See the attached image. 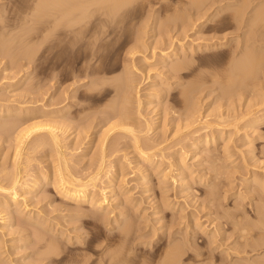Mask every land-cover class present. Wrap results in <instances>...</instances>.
Returning a JSON list of instances; mask_svg holds the SVG:
<instances>
[{
	"label": "rangeland",
	"instance_id": "1",
	"mask_svg": "<svg viewBox=\"0 0 264 264\" xmlns=\"http://www.w3.org/2000/svg\"><path fill=\"white\" fill-rule=\"evenodd\" d=\"M152 1L153 0H150V1L147 0L146 2H145V0H139L138 2L135 1L134 4L130 5L127 8V10L125 9L126 12H123L124 21L120 24L122 27H124L123 28L124 33L122 31V34L116 35L117 37L114 36V37L110 38V40L107 39V42L104 41L103 45L106 43L105 47H104L105 50L102 48V51H100V53L103 52L105 57H103L104 55L102 54L103 55L102 59H100L99 62H97L98 59L97 60L95 59L91 62L92 65L95 63H96L95 65H97V67L95 65L93 66V69L95 70V72H96L97 68H98L97 71L100 72V75H98V76L95 75V77H94V76H87L86 68H87L88 63H89V60H88L90 57L89 52L91 51V48H92V50L97 49V44H94L92 41H89V42L87 41L84 43L87 45L89 43L88 46L85 44H82L83 46L81 44L76 45V48H78V51H79V52L77 51V54L71 53V51L66 46L67 43L65 41H63L64 45L62 44V47L57 49L56 44H55V39L52 38L54 36H51V35H53V33L50 36L47 34L48 36H45V38L43 35V33L46 30L47 31L45 33H48V32L50 33V30L48 28V24L50 23L51 25L49 24V27L50 26L52 27L53 19L49 20V18L47 19V17L44 18L46 20V22L48 21L49 23H46L43 18H42V21H40V22H39V20H37V18L35 20L33 19L32 22L24 21L25 19L29 18L30 12H31V14H33L32 8L35 5L34 2H32V1L30 2V0H0V33H1L0 39H1V37L4 38L6 36H9L8 38H13V39H11L13 42L8 38H7L8 40H5L6 38L1 39L0 40V46L3 48L4 45L6 46L9 43L12 46L11 49H13L17 46V48H15V51H16V49L18 50L19 45L16 42L15 43L17 45H15L14 39H15V41H18V40L21 41V43L18 41L20 43V46L26 45L27 41H28L31 43V45L29 43L28 46H30L34 49L32 51V53H34V54H32V55H35V57H34L35 59H31L32 61L34 60L32 62L30 60H27L28 57L25 56V54H26L25 52H24L25 54L23 52H21V54L23 53L22 56H17L20 54V52H19V54L15 55L16 52L12 51L14 53V55H13L12 52H9V51H11V49L9 50L10 45L9 46L7 45L8 47H6V49L8 48V52L10 53V55H9L8 52L5 50L4 51L7 52V54L6 53L4 54L2 52L5 47L3 49H1V47H0V49H1V51H0V56H1L0 57V113H2L1 114L2 116H0V122L2 124H5L6 122H8V123L10 122V124H11V125L9 124L10 130L6 129V131H5V130H3L4 128L0 129L3 132L9 131L8 135H6V134L4 135L5 132L3 133L2 131H0V171L7 168L11 172V170L13 169V159H11L9 154L11 153L14 146L16 145V142H15L16 136L18 135V133L21 132V130H24V129L26 130V131L24 130L25 132L28 131L26 133V138L24 140L26 149L23 151L24 153L22 154V158H24V160L21 158V164L22 165L19 166V169L21 170V168H22V170H23L24 167L27 168L26 171L28 173L27 172L26 173L24 172V173L27 175H30V176L37 175L43 171H46V169H52L53 166L55 165L54 163H52V162H54L53 156L55 157V155L53 153L54 150H52L51 148H49L50 146H48L45 148L46 149V151H45V149L42 148L43 147L42 145H40V144L33 145V144H35L33 142L35 141L36 137L37 138L41 137L40 135L46 136L47 131L44 129L48 128V125L50 123L54 124V123H56V121H58L57 123L60 122L61 126H62V124H66V123L69 124L68 128L64 127L63 131H60L61 133L64 134V135L61 134L62 138L64 139V146L66 147V149L64 147L63 150L65 151L64 154L66 153L65 154L66 158L67 159L69 158V163L71 165V166L70 165L69 166L70 167L74 166V167H76V169L77 168L79 169L81 167L79 169V171L81 170L80 175H84V173H82V172L86 171L88 173L89 171L92 170L90 165L94 162L93 161L94 159L98 160V158L95 157V153H97V151H98V149L96 147L99 143V140L98 141H88L89 138H86V134L87 133H90V134L95 133L96 136H98V134H99L98 137H100V136L102 137L103 131L105 130V128L108 127V125L107 126L98 125V122L100 120V116L102 115L100 112H102V110H104V109L107 110V108H109L110 106H112L114 104L113 101H114L116 93H115V86H113L114 85L113 82H111L110 84L109 83L103 84V83L108 81V79L116 78V76L117 77L122 76L120 78H123L124 76H126V75H124L125 73L123 70L124 65L127 64L126 62H124V59H123L124 54H126L128 49H131L135 45L134 39L132 37V33L128 31L129 27L131 25V27H134V28L136 27L137 29L144 31L145 34L143 33L144 34L143 36H144V42L146 41V43H145L146 48H142L141 51L139 50L140 52H138V53L140 55L137 54V52H136V55H134V59L136 57L137 58L134 61V65H132V66L130 65L131 67L129 66L127 68L128 73L131 71L129 74L131 75V77L134 81L128 82L129 86L131 84L132 85L128 89V91L131 92V94L128 92L130 95L127 98L126 102L124 103V102L120 101L122 103L121 105L124 104V106H122V107H124V109L126 108V110L129 112V114L127 115V117H129V118H125V120L126 119L127 120L123 121V123H125L123 125V127H126L125 125L128 124V127H130V128H133L135 130H136V128L139 130L144 129L146 132L147 126H145L144 124L147 125V123H149V122L150 123L156 122V124L154 126L155 128L153 129L152 133L149 134V138L151 137L150 139H153V140L158 139L159 142L161 140L162 141L165 140L163 142L164 143L163 147L167 148L168 150L165 149L166 151H164L166 160L163 159L162 165H164V166H162V168L160 167L161 168L160 170L166 169L168 167L167 166L168 164L166 165V163L176 159L178 157L179 150H181V148L184 147L185 151H187L189 149L186 145L187 143L189 144V140H188L189 138L186 140V137H185L186 134H184V131H182L181 129H178V130H180V132H177V126L179 125L178 122L180 123V121L178 119H180V117H182L183 114L187 113V108L185 106L186 105L188 106V104L185 105L184 102L182 101L183 100L182 93L184 91V94L189 95L190 103H192L191 101H192V99H194L192 104L196 105V106L198 105L197 107L199 108L198 112H200V113H198V115L195 116V120H194V121H198L197 122L198 124L196 122L193 123L194 125L192 124L193 129L195 128V129L199 130V132L201 131L200 133L197 132L198 135L197 134L196 135L200 136V137L201 136L204 137L207 133H210L209 135L207 134L210 137V138L208 137L209 142L212 143L213 140L216 141L218 138H219V141L217 140V143L214 146H212V144L210 143L211 145L208 144L210 146H208V145H207V147L202 146L199 150H197V152H189L187 154V160L189 161L190 165L192 164L191 165L192 167L191 166H189V167L192 170L188 169L187 172L185 171L184 173H182L183 171L180 172L176 168H173V170H172L173 174L171 173V175L173 177L176 175L177 178H179L180 177L179 172L184 174L183 176L186 175L185 180L182 181V184L179 186V185H174V182L172 181V178L170 179V177L166 181V183H163L164 185L161 184V182H160L161 181V179H160L161 175H159L158 172L155 173V170H153V167L158 163L157 160L154 163V165L153 164H147L146 162L142 163V164H144L146 169H149L146 171V173L144 175L137 171L138 166L135 165V162L136 163L138 162V159H137L138 154L136 152L138 150L134 147L135 143L131 142V141H133V139L130 138V137H132L131 136L132 134L123 130L124 128L121 129V126H120L119 128H117L118 130L117 129L115 130L116 131L115 133H113L114 132L113 131L111 133L112 135L107 137L106 141L108 142L109 145L107 144L106 150L108 151L109 146L112 144V147L114 149H116V153L114 156L112 155L113 157L111 155L106 156L108 158L105 159L104 166H106L105 167L106 170H104V171H109V174H107L108 177L106 178V184L107 185H114L113 194L115 196L116 195L119 196L118 194L121 193L120 194V200L122 198L125 200H126V198H129L126 201L125 200L121 201V203H122L121 205H118L119 203L115 202L113 205L115 207L111 206L109 208L110 209L109 211L111 212V216H109L110 221H112L113 223L115 222L114 220L117 219L116 214L119 212L117 210V208L119 209L118 206H120V208H123V211H128V213H129V214L127 213L128 215L125 214V215H122L120 217L123 219V222H122L123 225L121 224V227L122 226L125 227L127 223H132L134 221V225L137 226V229H138V231H136V233L133 234L134 236L137 234V236L135 238L133 236V238L135 239V242L132 241L133 244L132 243L130 244V248L129 247L124 248L123 250H122V248L121 249L119 248L121 250L119 252H122V254H123L125 252V249H129L128 251L132 252V254L130 255V257L128 259V261L131 259L130 262H128V264H138L140 261L142 262L144 260H145V262L148 261L149 262L148 264H158L159 262H163L164 255L166 254V251L168 250L167 248L172 247V245L175 246V244H176V245H184L185 246L184 248H186L188 246L187 252L185 250V255L182 257L183 263H181V264H213V263L214 264H224L220 260L218 261L216 259V257L213 258L216 255H219V256L222 255L221 257H224L227 260V262H228L227 264H233L234 262H236L237 264H241L243 262V264H245L246 262H244V260H241L242 261L241 262L240 259L238 258V256H240V258L241 257L245 258V260L250 259L251 262H247L246 264H249V263L250 264H261L260 259L264 260V252H263L264 250L263 251L262 250L250 251V248H247V250H246L247 253H246V251H243L242 250L243 248L241 245L242 239H241V237H240V239H238L239 236H241V234H240L241 230L237 229L236 226L234 228V224L236 222L240 223V221H241V224H239V226L236 224L238 228L239 227L241 228L242 225L244 227H246L247 229L250 228L251 226H253L255 232L259 231L258 230L259 227L256 228L254 226L258 225V226L263 228L264 221L259 219L260 217L258 218V220H256L257 219L256 217H258L256 215H258L257 213H259L261 210L264 211V207H263L264 206V193L261 192L262 189H259L257 187V184L255 182V178H257L259 176V177L264 179V170H263L264 169V120L258 122V124L255 126L256 135H259V137L262 136L261 137L262 139L260 138L259 139L260 141L258 140L257 142H255V147H254L255 149L252 153H249L248 149L243 148V146H242V148H243L242 149L240 146V145H242L243 140H245L248 135H249L248 137H250V138L253 136V134L250 132L248 133L247 131H245L247 134L243 132L244 131L243 127H244V125L247 124L246 118L241 119L240 123L237 124L236 130L234 129V127L236 128V126L232 125L233 122L228 123V124H222V125L220 124L219 125V122L216 121L217 122V124H216L215 120H217L216 118L219 115L218 114L219 112L220 113L225 112V114H228L229 109L227 111V108L229 106H227V105H228V103L231 104L232 102L233 103L235 102L236 104L238 103L237 104L238 106L240 105L239 108H236V110H239V111H241L244 108L246 111H249V109L252 107V109H250V110H251V112L255 113L259 109H264V107H263L264 103H261L262 99L264 102V77H263V79H262V77L260 78V79H262L261 80L262 83L259 79L254 80L252 82V87H251V81L248 84L249 81H246L247 83L246 82L243 83L241 80H238L239 78L237 77V75H238L237 71L239 69L237 68V70H236V68H235L237 65V62H240L239 61V59L241 57L240 55L245 53V51L249 52V54H251V53L257 54L258 52H260L257 55H260L263 59V62H264V53H263L264 52L263 51L264 50V28L259 26L256 29L253 28V29H255V30H253L249 24L250 20L245 19L246 21L244 20V23L238 27L235 24H233V26H229V28L225 29L224 31L223 30L222 31H216V30H213V27H212L213 24H215L214 22H216V21H213L212 23H209V24H207V21H205L206 17L209 14H211V12H213L214 8H216V7L212 8L211 11H206L207 13L205 16H203L204 17L203 18L200 15L203 12H201L200 14H197L194 9L188 8V6H186L187 5L186 3L188 0L187 1L186 0H166L165 2H160V1L156 2L155 0L153 2ZM182 2H185V5ZM234 2L240 3V1H236V0H234ZM251 2H252V0H250V3ZM262 2L264 3L263 0H253V3H251L252 6H249V8L247 9L248 10L247 11V13H248L247 17L248 18L253 16V12L257 10V7H258L257 4L258 3H260L258 5L261 6L260 8L258 7V9H261L264 7L263 6L264 4H262ZM183 5L187 8H185ZM93 7H95V10L99 9V7L98 8L96 6H93ZM183 7H184V9H187V10H185V12L182 11ZM176 8H178L179 10L182 8V10H180V11L183 13L184 17L182 16V13H181V15L177 14L178 16L175 14L177 12L180 13V11L175 12ZM254 8L256 10H254ZM30 9H31V11H29ZM178 9H176V10H178ZM250 11H251V13H250ZM98 12H95L94 16L95 15L96 16L94 17V19L100 17ZM185 13H186V15H188V18H187L188 20H185L187 17L185 15ZM26 14H27V16H26ZM28 14H29V16H28ZM170 15H172V16L175 15L176 17L174 16V18H173ZM190 15H191V17H190ZM49 17L51 19V16H49ZM125 17H126V19H125ZM170 17H172L171 18L172 22H175V20L178 21V20H183V19L185 20L184 22H186V21H188V22H186V23L183 22L182 23L183 25L181 23L166 24L168 22V18L170 19ZM177 17L179 19H177ZM34 21H36V22H34ZM196 21H197V23H196ZM23 22H25L27 24H25ZM33 22H34V24H33ZM203 22H204V25L202 24ZM197 24L200 26H198ZM164 25L165 26L167 25L168 30H169L168 36L166 35V37H165V35L163 36V32H161V27H164ZM194 26H195V28H194ZM25 27L27 29L29 28L28 31L33 33L32 35H31V33H29L30 34L29 36H32V37L26 36V35H28V34H26V33H28V32H26L27 29L22 30V31H25V30L26 31L22 32V34H21V28H25ZM44 27H47V29ZM51 27H50V29H51ZM13 28H14V30H13ZM144 28H145V30H144ZM171 29H173V30L170 31ZM185 29L187 31H185ZM18 30L20 32H18ZM183 30H184V32H183ZM41 31L43 33H41ZM250 31H252L253 33L251 32L252 33L251 34ZM13 33H15V34H13ZM24 33L26 34L25 36L23 35ZM42 35H43V38H42ZM225 35H226V37H225ZM22 36H24L25 38ZM17 37H19V39ZM183 37H185L186 39L181 41L182 43L178 42L177 44L180 43L179 46L180 45L183 46V44L185 43V44H189L190 46L192 45L193 47L195 45L194 48L198 47L199 49L196 51V53L192 54L190 51H192V49H194V48L191 47V49H190V46L187 45V46H189L187 51H185V52H187V57H186L187 60L184 57H179V59L177 60L178 62L175 61V63H179L182 61H184V62L190 61L192 68L188 71H185L181 75L182 76L181 78L180 77H174L171 80L172 83H174L173 87L171 86L172 92L170 94H168V96H165L161 100V104L158 105V101H156V99L158 98L157 94L153 91L154 85L156 83H158L159 80H164V79H167L168 77H170V73L167 72V69L171 68L173 64H170L171 65L170 67L165 68V66H166L165 61H167L166 55H167V53H169L172 50V48L174 46L173 42H175V43L177 42V40L175 41L173 39L183 38ZM222 37H225L230 42H228L222 50L219 49L218 51H214L215 49L212 48V45H214L215 42L218 41V39L222 38ZM21 38H22V40H21ZM23 38H24L25 43L23 41ZM225 38H224V41H225ZM245 38H246V40H245ZM116 39H117V41H116ZM168 39H170V40H168ZM3 40H4V44L2 43V45H1V41L3 42ZM5 41H7L6 44H5ZM8 41H11L13 43V45L11 42H8ZM108 41H109V43H108ZM110 41L113 43H111ZM164 41L166 42L167 45L164 44ZM211 41H213V42H211ZM90 42H92V43H90ZM169 42H170V44H169ZM22 43H24V44H22ZM159 43L161 46H162V44H164L165 49L167 47L166 52H165V50H162L164 48H161L162 51L159 50L160 48H157L159 51L153 50L154 46L156 44L159 45ZM91 44H92V46H91ZM33 45L35 48L33 47ZM28 46H27V48H28ZM168 46L171 47L170 50H168L169 49ZM22 47L23 46H21V48ZM24 47H23V49H24ZM93 47H95V48H93ZM147 47H148V50H146ZM246 47H247V50H246ZM189 49H190V51H189ZM255 49H256V51H255ZM152 50L155 53L157 52V56L155 55L156 58L152 55ZM18 51H20V47H19ZM18 51H17V53H18ZM35 51H38L37 55H36ZM11 53H12V56H11ZM165 53H166V55H165ZM7 55H9V57H7ZM24 56H25V59H24ZM12 57H14V58L12 59ZM15 57L16 58L19 57V58L15 59ZM26 57H27V59H26ZM59 60H60V73L56 72V66H57V63ZM13 62H15V63H13ZM245 64H247L246 59L242 60L241 63H239V67L240 66L243 67V65H245ZM259 69H260V73H258V75L261 76V74L264 73V71H263L264 65L261 66ZM239 71H241V70H239ZM57 73L61 74V76H58ZM19 74L21 76H19ZM24 74H26L27 76ZM73 74H74V76H73ZM102 75L103 76L106 75L105 77L107 79L105 77H103ZM231 75H232L234 80L231 79L232 78ZM73 77H75V78H73ZM101 77H103V78L101 79ZM227 77H228V79H227ZM8 78H10V79H8ZM98 80H100V82H98ZM240 82H241V84H240ZM92 83H95V84H93L94 86L98 85V86H96L98 89H96V87H94L92 85ZM97 83H99V84H97ZM194 83L197 84L199 88H201V90L199 89L198 92H196V93L194 92L195 94L190 93V89H189V87L194 85ZM231 83H233V84H231ZM256 83H258L259 86ZM243 84L244 85L246 84L247 87L249 88V90H247L248 88L246 87L247 88L246 89L247 91H246ZM255 84H256V87L254 86ZM92 86H93V88H95L96 92H95V90H92L93 89ZM132 86L135 89L134 91L131 88ZM253 86H254V89H253ZM239 88L240 89L242 88V90H239ZM255 88H256V90H255ZM89 89H91L92 91H90ZM236 89H238L236 91L237 93H238V91H240V94H238V95H241V96H242V94H244L246 92L243 95V97L249 96L247 98V100H246V98H245V100H246V103L249 102L250 104H248V103L246 104L244 102V99H242L241 96H237L235 94L234 90H236ZM252 90H254V91H252ZM241 91H242V94H241ZM243 91H245V92H243ZM113 92H114V94H113ZM200 92H201V95H200ZM232 92H234V93H232ZM231 93H232V95H231ZM256 93H258V94H256ZM39 94H40V96H38ZM72 94L75 95L74 99L72 98L73 101L71 98H70L71 99L70 101L67 98H65V96L68 98L72 97L73 96ZM91 94L92 95L94 94V96H92ZM233 94L236 97H233ZM240 97H241V99H240ZM259 97L260 98L262 97V99H260ZM11 98H12V100H11ZM87 98H89V99L87 100ZM90 98H91V100H90ZM64 99H66V100H64ZM195 99H197V100H195ZM230 99L233 101H231ZM254 99H256L257 101L259 100V102L256 101L257 102L256 103L254 101ZM86 101H87L88 105L86 104ZM139 101H142V104H143V106L141 107V110L143 109L141 111L143 113V119L140 118L139 114H138V102ZM120 102L117 105H119ZM233 103H232V106L229 107L230 110H231V108L236 106V104H234V106H233ZM243 103H245V106L250 105L249 106L250 108L248 109V107H244ZM67 104L72 105V107L70 106L71 107L70 112L68 114H66L64 119L59 118L58 113L60 112V110H62V111L65 110V108H67L66 107ZM83 105L85 106V108ZM90 105L95 110L91 109V107H89ZM226 106H227V108H226ZM256 106L257 107L261 106V107H259V109H258ZM87 107H89V109L85 110ZM1 108H2V111H1ZM100 108H102V109H100ZM98 109H99V111H98ZM224 109H226V110H224ZM233 109H232V111H233ZM236 110H234V112ZM104 111H103V113H104ZM208 111H209V113H208ZM239 111H237L236 113H238ZM243 112H245V111L243 110ZM23 113H25V115ZM212 113H213V115H212ZM87 114L89 115L88 117H87ZM229 114H232V112H230ZM78 115L79 116L82 115L81 117H84V119L78 121L77 120ZM83 115H86V119H85V116H83ZM90 115H91V117H90ZM233 116H237V115L234 114ZM196 117H197V120H196ZM87 118H89V119H87ZM98 118H99V120H97ZM208 118H210V119H208ZM240 118L241 117H239V119ZM69 119H71V120H69ZM162 120H163V123H162ZM202 122H203V125L201 124ZM241 122L244 124H242ZM35 124L36 125L40 124V127H37L39 125H37L36 127H33V125H35ZM205 124H208V125L206 126ZM96 125H97V127H96ZM10 126H12V128H14V129H12ZM29 126L31 128H28ZM57 126L60 127V125H57ZM181 126H182V124H181ZM201 126H206V128L209 126L210 127H209L208 131L206 130V132H204L205 130L203 131L201 129L203 127H201ZM212 126H214V128ZM26 127L28 129H26ZM41 127H43V129ZM72 127H74V128H72ZM134 127H136V128H134ZM33 128L34 129L40 128V129H38L40 132L37 130L35 133ZM165 128H167L168 130ZM31 129H33V130H31ZM43 130L46 132H44ZM124 131L126 132V134ZM257 131L260 133L258 134ZM42 132L44 134H42ZM160 132H162L163 134ZM238 132H240V133H238ZM127 133L129 136H127ZM177 133L178 134L181 133V134L177 135ZM219 133L220 134L222 133L224 135V137L222 138L223 135L221 134V136H220ZM159 134H161V135H159ZM260 134H262V135L260 136ZM171 135H174V136H171ZM189 135H192V134H189ZM237 135L239 136V138ZM214 136L218 137V138H215ZM228 136H229V138L232 137L231 138L232 142L233 143L235 142V144H237L239 146V148L236 149L237 151H239L241 149L242 151L247 153L246 157H245L246 160L244 159L242 161L241 157H239L238 154H237V156L235 155V158H237L238 160H236L234 163L227 162L226 159L223 158V156L220 154L221 146L223 145L224 138L226 139V137H227V139H228ZM168 137H171V138H168ZM220 137H221V140L223 139V142H221ZM129 138L131 139V141ZM212 138H213V140L211 141L210 139H212ZM123 139H125V140H123ZM183 139H185L184 142H183ZM11 140L12 141L14 140V141L12 142ZM179 143L181 146L179 145ZM26 144H27V146H26ZM113 144H114V146H113ZM133 144H134V146H133ZM39 145L42 147H39ZM35 146H36V148H35ZM170 146H172V147H170ZM33 148H35V150L36 149L37 150L32 151ZM121 149H123L124 152ZM135 149H136V151H135ZM92 151H93V153H92ZM131 152H133V153H131ZM134 152L136 153V155ZM218 152H219V154H218ZM52 153H53V155H52ZM194 157H196L198 159L195 158V160H194L193 159ZM28 158H30L32 160V162L27 164L26 160ZM83 158H84V160H82ZM49 159H51V160H49ZM55 159H57V158H55ZM191 159H193V160H191ZM40 162H42V163H40ZM222 162H224V163H222ZM255 162H256V164H255ZM25 163H26V165H25ZM159 163H161V160ZM198 164H200L201 166H198ZM253 164H254V166H253ZM33 165H35V166L33 167ZM51 165H53V166H51ZM148 165H149V167H148ZM8 166H9V168H8ZM29 166H30V168H29ZM112 166L117 167V170L115 172L112 171L114 169ZM118 167H120L119 170H118ZM218 167L221 170V172H219L220 174H218V171H216V168H218ZM256 167H257V169H255ZM227 168H228V170H227ZM123 169H124V171H123ZM150 169H151V171H150ZM203 169H206V170H204L206 172H203ZM160 170H158L159 173H160ZM193 171H194V173H193ZM29 172H32V173H29ZM195 172H196V174H195ZM199 172L202 174L208 173L206 175L207 176V182L201 184L199 182V181H201L200 179H197L195 182H191V181L189 182L190 179H188L187 176L188 175H190L191 177L193 175L197 176V175H200ZM187 173H188V175H187ZM253 173H254V175H252ZM1 175L2 174H0V176ZM146 176H148V177H146ZM190 176H189V178H191ZM149 177H151V178H149ZM186 177H187V179H186ZM148 178L151 179V183H152L151 185H152L153 190L151 192L148 191L149 188H147V184L145 181ZM157 179H159V180H157ZM116 180H118V182ZM114 182H116V184ZM144 184H146V185L144 186ZM213 185H215L214 188H213ZM132 188H133V190H132ZM209 190H212V192L215 190L213 192L215 195L214 196L210 195L211 196L210 197L207 194V192L209 193ZM164 193H165V195H163ZM6 194L7 193L0 191V199L6 197ZM207 195H208V197H206ZM55 196H56V193L52 189L48 194H45V196H44L45 200H46V201L44 200L45 201L44 203L49 202V206L46 205V207L43 206V208H38V209H41L42 211L41 210L38 211V209H37V211H36V209H34V211L30 210V212L31 211L33 212V213L31 212L32 217H37L38 219H40V221L42 218L43 219L42 221H44L45 223L47 221L48 226H46L44 223L43 227L41 226V227H39V229L37 228L34 230L33 227H30V228L25 227L24 222L20 221L18 219L19 218L18 217V218H16V221L14 222L15 226L13 228H11V229H13V231H10L11 230L10 229L9 233L7 232V234L5 236H3L1 234L2 232L0 231V237H1V235L4 237V238L1 237L2 239L0 238L2 240V241H0V244L1 243L3 244V245L1 244L3 247L0 245L2 247V248L0 247V249H1L0 257L6 261V264H10V262H11V264H36V263L37 264H48V263L52 262L53 259H57L58 257L56 258V256H53L51 258V260L50 259H49V261L46 260V261H44V263H43V261L41 262V259L40 260L38 259V258L42 257V254H43L42 249L43 248L40 246V244H38V246H37V240H36V236H35L36 232L34 233V231H37L40 233H42V232L46 233L50 230V226H52V228H53V226H55V225H57V226L53 228L52 233H51V231H49V233H51V234H49V236L50 235L53 236V234H54L55 237H57L58 233L63 234V235L59 234L61 237H59V238L57 237L58 238L57 241L60 242L59 244L65 248V251H64V253H62L61 257L65 256L66 260L68 259L67 264L70 263L69 261L77 260L78 258L80 259L82 256H86V255H88V258H87V261H84V262L86 263L89 261L87 263V264H89V263H92V261H94V260L96 261V258L101 257L100 255H104L101 253V251H103V253L104 252L108 253V251H104L105 249L103 250L102 248H104L106 246L105 244L112 243L114 241L113 239L117 238L115 236L118 235V233L122 230V229H120L121 227L117 226V224H115V223L113 224L112 222H108L107 224L105 223V225L107 227L105 225H103V227H100V229L94 230V227H90L91 226L90 221L92 220L90 217L89 218L83 217L80 220H77V219L75 220V218H74L76 216L75 214H76L77 209L84 208L85 211L86 210L89 211V207H88L89 205L88 204L84 203V206H82V208H77L78 206L76 207V205L71 204L69 201H67L61 197L58 198L57 196L56 197ZM124 196L126 198H124ZM165 196L168 200V201L166 200L167 208L169 209L168 206H170L169 210L167 208H166L167 209L166 210L164 208L165 205H162L165 203L163 200V199H165ZM162 197H164V198H162ZM47 198L50 200H48ZM206 198H208V199H206ZM211 200H213V201H211ZM50 202H51V205H50ZM184 203H186V205H188V206H186ZM196 203H198V204H196ZM160 205H161V207H160ZM208 205H209V207H208ZM194 206L197 208H194ZM40 207H42V206H40ZM157 208H158V210L163 208V212H161L162 217H160V218H156L157 212H158ZM111 209H112V211H111ZM60 210H62V211H60ZM119 210H122V209H119ZM237 210L239 211L238 217L241 218V219L238 218L239 221L233 217V215L234 216L236 215V218H237V213H236ZM184 211H186V212H184ZM193 211H195V212H193ZM196 211L198 212L197 214H199L198 217L200 219L202 217V219L200 221L199 220H195V221L190 220V223L192 225L191 224L188 225V221H186L185 218H184L185 221L183 220V218L182 219L178 218L179 216L183 217L182 214H184V216H186V217L191 215V214L195 215ZM200 211H202V212H200ZM263 211L260 213L261 214L264 213ZM4 212H3V214H4L3 218L0 217V219L2 220V221L0 220V227H4L7 224L6 223L7 222V220H6L7 216L5 214L8 212H6V209ZM69 212H72V213H69ZM112 212H113V214H112ZM189 212H191V214ZM233 212H234V214H233ZM42 213H44V214H42ZM230 213H231V215L233 214L232 217H230L231 216ZM73 214H74V216H73ZM220 214H221V216H220ZM261 214H259V215H261ZM39 215L41 217H39ZM240 215H241V217H240ZM261 216L263 217L264 214H262ZM129 217L131 220L129 219ZM218 217H220V218L222 217V218L219 219ZM209 218H211V219H209ZM48 220H49V222H48ZM126 220L128 221L127 223H126ZM129 220L130 221L133 220V221L129 222ZM174 220H175V223L172 225V222H174ZM259 220H260V222H259ZM212 221H214L213 224H216V226L214 225L215 227L220 226L221 224H226V228L223 231V233H224L223 236L227 235L228 239L225 242L222 241L224 243L223 245H226L227 248L230 247V249L233 248L235 252H236V249L239 248V251H242L243 255L242 254L238 255V253L236 254L235 252H233V250H230V251H228L229 253L232 252L231 253L232 257H230V254L228 252L224 253L225 251L222 250V249H225L226 246L222 245L223 247L215 250V246L217 247L218 244L221 245L219 242L216 243V245L208 244L206 242V239L208 237H206L205 232L201 233V232H199V230L201 231L202 230L201 228H203V229L206 228V230H208V231H210V229L213 230V228H215L213 226V224L211 226H209ZM256 221H258L257 222L258 224L256 223ZM145 222H147V223H145ZM186 222H187V224H186ZM74 223H76V224H74ZM253 223H255L257 225H254ZM261 223H262V225H260ZM113 225H115V226H113ZM187 225H188V227H187ZM197 225H199V226H197ZM245 225H247V226H245ZM173 226H174V228H173ZM192 227H194L195 229ZM44 228H48L49 230L48 229L46 230ZM80 228H82V229H80ZM161 228L163 229V231H161L162 230ZM232 228H234V230ZM4 229H5L4 231L7 230V228H4ZM250 229L253 231L252 227ZM238 230H239V232H238ZM262 230L264 231V228ZM95 231H98V233H100L101 238L98 240V243L100 244V246L102 248H100V246H98L99 248H96L97 250L95 248L93 250L91 249V250H87V251L80 250L78 247V246H80V244H79L80 240H78V239L81 238V242L84 241L83 243H86L90 240L89 238H91L92 233ZM160 231H161V233H160ZM252 231H249L248 233H250V235L254 234V235H252L253 239L254 238L257 239L258 237L257 238L255 237L256 236L255 232L253 231V233H252ZM259 232H258V234H260ZM26 234H27V236H25ZM144 234H145V236H144ZM258 234H257V236H259ZM29 235L31 236L30 238H28ZM33 236H34V238H33ZM252 236L251 237L249 236V237L252 238ZM168 238H175L176 243H175V241H173V242H171V244H169L167 242L169 240ZM76 239L78 242L76 241ZM116 240H118V239H116ZM188 240H190L191 242ZM254 240H250V242H252ZM107 241H109V242H107ZM100 242L103 243V245ZM76 243H77V245H76ZM194 243H196L197 245H195ZM157 244H159L158 245L159 248L156 247ZM234 246H235V248L236 247H238V248L235 249ZM39 247H41L42 249H39ZM76 247H77V249H76ZM189 248H190V250H189ZM119 249H117V250H119ZM196 249H198L197 251L200 253L199 257L196 255V253L193 252V250H196ZM188 250H189V252H188ZM212 250H213V253H212ZM111 251H113V253L115 252L114 250H111ZM111 251L109 250V254L113 255V253H111ZM128 251H126L125 253H127ZM239 251H237V252H239ZM115 253H117V251ZM154 254H156V255H154ZM39 255H41V256L39 257ZM108 255L105 254L104 256L108 257ZM119 255H121V253ZM211 256L213 259L211 258ZM89 257H90V259H89ZM247 257H249V258H247ZM9 258H10V260H9ZM98 259H97V261H98ZM142 259H144V260H142ZM229 259L233 263L231 261H229ZM12 260H14V261H12ZM255 260L259 263L253 262ZM76 264H78V263H76ZM82 264H84V263H82ZM101 264H104V263H101Z\"/></svg>",
	"mask_w": 264,
	"mask_h": 264
},
{
	"label": "bare ground",
	"instance_id": "2",
	"mask_svg": "<svg viewBox=\"0 0 264 264\" xmlns=\"http://www.w3.org/2000/svg\"><path fill=\"white\" fill-rule=\"evenodd\" d=\"M34 2V7L32 8L33 10H32V12H33V14H31V12H30V16H29V14H28V16H29V18H27V19H25L24 21H30V22H32L33 21V19L35 20L36 18H37V20H39V22L40 21H42V18L44 19V18H46L47 17V19L49 18V20H52L53 19V22H52V27H51V29H50V27H49V22L47 21L46 22V20H45V22L46 23H49L48 24V28H49V30H50V33L48 32V33H45L47 30V27H44V28H46L45 30V32L43 33L42 31H41V33H43V35H44V38H45V36H50L52 33H53V35H51V36H54V37H52V38H54L55 39V44H56V47H57V49L58 48H60V47H62V44H63V41H65L66 43H67V47H68V49L71 51V53H76L77 54V51H78V48H76V45H79V44H85L84 42H89V41H92L94 44H97V49H93L92 50V48H91V51L89 52V55H90V57H89V63H88V66H87V68H86V72H87V76H94L95 77V75H100V72L99 71H97L98 70V68H97V70H96V72H95V70L93 69V66L96 64H93L92 65V61L93 60H97L98 59V61L97 62H99V60L100 59H102V56L104 55L103 54V52L102 53H100V51H102V48L104 49V47H105V44L103 45V43H104V41H106L107 42V39L108 40H110V38H112V37H117L116 35H120V34H122V31L124 30L123 28L124 27H122L120 24L124 21V14H123V12H126L125 11V9L127 10V8L130 6V5H132V4H134V2L135 1H139V0H30V2ZM147 0H145V2H146ZM148 1H150V0H148ZM154 1V0H153ZM152 1V2H153ZM156 2H165L166 0H155ZM187 1V0H186ZM236 1H240V3H235L234 2V0H188L187 1V5L186 6H188V8H192V9H194L195 10V12L197 13V14H200L201 12H203L202 14H200L201 15V17H203V16H205L206 15V11H211V9L212 8H214V7H216V8H214V10H213V12H211V14H209L207 17H206V19H205V21H207V24H209V23H212L213 21H216V22H214L215 24H213V30H216V31H224L225 29H227V28H229V26H233V24H235L237 27L238 26H240L241 24H243L244 23V20L246 19H249L250 20V27L253 29V28H257V27H263L264 28V5L262 6L263 8H261V9H258V7L260 8L261 6L260 5H258V4H260V3H258L257 4V10L254 8V10H256V11H252L253 12V16H251V17H247L248 16V13H247V9L249 8V6H252L251 5V3H253V0H252V2L250 3V0H236ZM264 1V0H263ZM182 3H184V5H185V2H182ZM32 4V3H31ZM262 4H264L263 2H262ZM183 5V6H184ZM93 6H96L97 8L99 7V9L97 10H95V7H93ZM256 6V5H255ZM93 7V8H92ZM185 7V6H184ZM184 7H183V10H182V8L180 9V10H182L183 12H185V10H187V9H184ZM174 8V7H173ZM185 8H187V7H185ZM43 9V10H42ZM50 9V10H49ZM176 9H178V8H176ZM175 9V12L176 11H180L179 9L178 10H176ZM2 11V10H1ZM29 11H31V9L29 10ZM99 11V12H98ZM205 11V12H204ZM95 12H98L99 13V16L100 17H98V18H96V19H94V17L96 16H94V14H95ZM29 13V12H28ZM174 13V12H173ZM172 13V14H173ZM181 11H180V13H175L176 15L178 14V15H181ZM250 13H251V11H250ZM177 15V16H178ZM185 15H186V13H185ZM195 15V14H194ZM193 15V16H194ZM26 16H27V14H26ZM49 16H51V19H50V17ZM170 16H172V15H170ZM174 16L175 15H173L172 17L174 18ZM182 16H183V13H182ZM187 17H186V19L185 20H188L187 18H188V15H186ZM128 17V16H127ZM172 17H170V19L172 18ZM176 17V16H175ZM184 17V16H183ZM190 17H191V15H190ZM41 18V19H40ZM204 18V17H203ZM125 19H126V17H125ZM169 18H168V22L166 23V24H176V23H183L185 20L183 19V20H178V21H176L175 20V22H172V19L170 20ZM176 19V18H175ZM177 19H179L178 17H177ZM181 19V18H180ZM192 19V18H191ZM36 20V21H37ZM170 20V21H169ZM245 20V21H246ZM36 21H34V22H36ZM167 21V20H166ZM193 21V20H192ZM34 22H33V24H34ZM44 22V21H43ZM42 22V23H43ZM186 22H188V21H186ZM186 22H184V23H186ZM23 23H25V22H23ZM192 23V22H191ZM196 23H197V21H196ZM25 24H27V23H25ZM180 24V25H181ZM203 25H204V22L202 23ZM206 24V23H205ZM246 24V23H245ZM248 24V25H249ZM51 25V24H50ZM183 25V24H182ZM198 25V24H197ZM133 26V25H132ZM173 26V25H172ZM175 26V25H174ZM198 26H200V25H198ZM197 26V27H198ZM243 26V25H242ZM28 27V26H27ZM122 27V28H121ZM184 27V26H183ZM16 28V27H15ZM194 28H195V26H194ZM245 28V27H244ZM24 29H27L26 27L25 28H21V34H22V32H25V31H22V30H24ZM29 29V28H28ZM28 29H27V31L26 32H28V33H26V34H28V35H26L25 33L23 34L24 36L26 35L27 37L30 35L29 33H31V32H29L28 31ZM43 29V28H42ZM128 29V28H127ZM153 29V28H152ZM255 29H253V30H255ZM13 30H14V28H13ZM48 30V31H49ZM143 30V29H142ZM144 30H145V28H144ZM151 30V29H150ZM173 29H171L170 31H172ZM189 30V29H188ZM251 30V29H250ZM261 30V29H260ZM52 31V32H51ZM127 31V30H126ZM129 32H131L132 33V37H133V39H134V42H135V45L131 48V49H128L127 50V52H126V54H124V62H126L127 64L126 65H124V67H123V70H124V75H126V76H124L123 78H120V77H122V76H120V77H117L116 76V78H114V79H108V81H106V82H102L103 84H106V83H111V82H113L114 83V85L113 86H115V93H116V95H115V98H114V101H113V105L112 106H108L109 108H107V110H102V112H100L99 114L101 115L100 116V120H99V118L97 119V120H99V122H98V125H103V126H107L108 125V127L107 128H105V130L103 131V135H102V137L100 138V137H98L99 136V134H98V136H96V134L95 133H87L86 134V138H89L88 139V141H98L99 140V143H98V145H97V149H98V151H97V153H95V157H97L98 158V160L96 161L95 159L93 160L94 162L90 165L91 166V168H92V170L91 171H89L88 173L85 171V172H82V173H84V175H80V171H79V169L81 168H77L76 169V167H70L71 165H70V163H69V158L67 159L66 158V156H65V154H64V139L62 138V135H64L63 133H61L60 131H63V128L65 127V128H68L69 126V124H62V126H61V123L59 122V123H57L58 121H56V123H54V124H49L48 125V128H45L44 130H46V131H44V132H46V136H43V135H40L41 137H36V139H35V141L33 142V143H35V144H33V145H38V144H40V145H42V146H40L39 145V147H42L43 149H45L46 147H48V146H50L49 148H51L52 150H54V155H55V157L53 156V158H54V162H52V163H54L53 165H51V166H53V168L52 169H46V171H43V172H41V173H39V174H37V175H32V176H30V175H27V174H25L27 171H26V169L27 168H23V170H22V168H21V170L19 169V166L20 165H22L21 164V158H22V154L24 153L23 151L26 149L25 148V138H26V133L28 132H25L24 130H21V132L20 133H18V135L16 136V145L14 146V148H13V150L11 151V153L9 154V156L11 157V159H13V169L11 170V172L7 169V168H5L4 170H2V171H0L1 173L0 174H2L1 176H0V191H2V192H5V193H7L6 194V197H4V198H2V199H0V217L1 218H3V216H4V214H3V212L5 211V209H6V212H8V213H6L5 215L7 216V224H6V226H4V227H0V231L2 232L1 234L3 235V236H5L6 234H7V232L9 233V230L11 229V228H13L14 226H15V224H14V222L16 221V218H18L20 221H23L24 222V226L25 227H33L34 228V230L35 229H39V227H43L44 226V221H42L43 219L41 218V221H40V219H38L37 217H32L31 215V212L32 211H34V209H36V211H37V209L38 208H43V206H45L46 207V205H48L49 206V202H46V203H44L46 200H45V194H48L52 189L54 190V192L56 193V196L59 198V197H61V198H63V199H65V200H67V201H69L71 204H73V205H76V207L77 208H82V206H84V203H86V204H88L89 206V211L88 210H86L85 211V209L84 208H82V209H77L76 210V216L74 217L75 218V220L77 219V220H80V219H82L83 217L84 218H91L90 220V224H91V226L90 227H94V230L96 229H100V227H103V225H105V223L107 224L108 222H112V221H110V217L109 216H111V212L109 211L110 209V207L111 206H113L114 205V203L115 202H118L119 204L118 205H121L122 203H121V201H123V200H125V199H121L120 200V194H118L119 196H115L114 194H113V192H114V185H107L106 184V178L108 177L107 176V174H109V171H104V170H106L105 169V167L106 166H104V164H105V159L106 158H108V157H106V156H108V155H115V153H116V149H114L113 147H112V144L109 146V150L107 151L106 150V148H107V144H108V142L106 141V139H107V137L108 136H110V135H112L111 133L113 132V133H115L116 131V129L117 128H119L120 126H121V129H123V130H125V131H127V132H129L130 134H132L131 136L132 137H130V138H132L133 139V141H131V139H130V141L131 142H133V143H135V146H134V144H133V146L138 150V151H136V149H135V151L137 152V154H138V162L136 163L135 161V165H137L138 167H137V171L139 172V173H141V174H145L146 173V171L147 170H149V169H146L145 168V166H144V164H142L143 162H146L147 164H153L154 165V163L156 162V160L158 161V163L160 162V160H161V163H157L154 167H153V170H155V173L156 172H158V174L159 175H161L160 177V179H161V184L162 185H164L163 183H166V181L169 179V177H170V179L172 178V181L174 182V185H181L182 184V181H184L185 180V176H183L184 174H182V173H184L185 171L187 172V170L188 169H190V167L189 166H191L190 165V163H189V161L187 160V154L189 153V152H197V150H199L202 146H206L207 147V145L208 144H210L211 142H209V140H208V135L210 134V133H207L204 137H200V136H197L198 135V133L197 132H199V130H197V129H193V123H197L198 121H194L195 120V116L196 115H198V113H200V112H198V105L196 106V105H193L192 103H193V100L194 99H192V103H190V100H189V95L188 94H184V91H183V93H182V96H183V102H184V104L186 105V104H188V106L186 105L185 107L187 108V113L186 114H181L182 115V117H180V119H178L179 121H180V123L178 122V124L181 126V124H182V126L180 127L179 125L177 126V132H180V130H178V129H181L182 131H184V134H186V140L188 139L189 140V144L187 143L186 145H187V147L189 148L187 151H185L184 150V147L183 148H181V150H179V154H178V157L176 158V159H174L173 161H169L168 163H166V165L168 166L166 169H163V170H160L161 168H162V166H164V165H162L163 164V159H165V152L164 151H166L165 149H167V148H164L163 147V145H164V141L165 140H161L160 142L158 141V139L156 140H153V139H150L149 138V134H151L152 133V131H153V129L155 128L154 126H155V124H156V122H154V123H147V125L146 124H144L145 126H147L145 129H146V132H145V130L144 129H142V130H139V129H137L136 127H134V128H136V130L135 129H133V128H130V127H128V124L127 125H125L126 127H123V125L125 124V123H123V121H126L125 120V118H129V117H127V115L129 114V112L126 110V108L124 109V107H122V106H124V104L123 105H121L122 103L121 102H126V100H127V98L129 97V95L131 94V92H129L128 91V89H129V87L132 85H128V82H132V81H134L133 79H132V77H131V75L128 73V70H127V68L131 65H134V61H135V59L137 58H135L134 59V55H136V52H137V54H139L138 52H140L141 50H142V48H146V45H145V43H146V41L144 42V31H141V30H139V29H137L136 27L134 28V27H131V25H130V27H129V30H128ZM154 31V30H153ZM156 31V30H155ZM185 31H187L186 29H185ZM18 32H20L19 30H18ZM33 32V31H32ZM161 32H163V36L165 35V37H166V35L168 36V33H169V30H168V27H167V25L165 26L164 25V27H161ZM183 32H184V30H183ZM252 31H250V33H251ZM4 33V32H3ZM123 33H124V31H123ZM144 33V34H143ZM165 33V34H164ZM249 33V34H250ZM253 33V32H252ZM251 33V34H252ZM261 33V32H260ZM1 34V33H0ZM13 34H15V33H13ZM20 34V35H21ZM33 33H31V35H32ZM48 34V35H47ZM126 34V33H125ZM250 34V35H251ZM4 35V34H3ZM10 35V34H9ZM19 35V36H20ZM43 35H42V38H43ZM147 35V34H146ZM216 35V34H215ZM24 36H22V37H24ZM254 36V35H253ZM256 36V35H255ZM9 36H6V37H4V38H6L5 40H8V39H13V38H8ZM26 37V38H27ZM29 37H32V36H29ZM175 37V36H174ZM173 37V38H174ZM186 37V36H185ZM185 37H183V38H177V39H173V40H177V42L175 43V42H173V48H172V50L169 52V53H167V55H166V53H165V55H166V60L167 61H165L166 62V66H165V68H168V67H170L171 65L170 64H173L172 65V67L171 68H169V69H167V72L168 73H170V77H168L167 79H164V80H159L158 81V83H156L155 85H154V92L157 94V99H156V101H158V105L159 104H161V100L165 97V96H168V94H170L172 91H171V86L173 87V85H174V83H172V79L174 78V77H182L181 75L185 72V71H188V70H190L192 67H191V62L189 61H187V62H184V61H182V62H179V63H175V61H177L178 59H179V57H184L185 59H186V57H187V52H185V51H187V49H188V47L190 46L189 44H185L184 42V44H183V46H179V44H177L178 42H181V41H183L184 39H186ZM225 37H226V35H225ZM225 37H222V38H219L218 39V41H216L215 42V44L214 45H212V48L213 49H215L214 51H218L219 49L220 50H222L225 46H226V44L228 43V42H230V41H228ZM3 37H1V39H4ZM8 38V39H7ZM15 38V37H14ZM18 39H19V37H17ZM25 38V37H24ZM24 38H23V41H24ZM47 38V37H46ZM172 38V37H171ZM170 38V39H171ZM224 38H225V41H224ZM243 38V37H242ZM259 38V37H258ZM0 39V40H1ZM151 39V38H150ZM163 39V38H162ZM170 39H168V40H170ZM194 39V38H193ZM199 39V38H198ZM249 39V38H248ZM21 40H22V38H21ZM28 40V39H27ZM26 40V41H27ZM53 40V39H52ZM121 40V39H120ZM165 40V39H164ZM207 40V39H206ZM227 40V41H226ZM245 40H246V38H245ZM12 41V40H11ZM11 41H8V42H11ZM19 41V40H18ZM15 41V39H14V43L16 42V43H18V50H19V47H20V51H18L17 49H16V51H15V48H17V46L15 47V48H13V49H11V45L8 43L7 45L9 46L10 45V48H9V50L11 49V51H9V52H12V51H15L16 52V54L15 55H17V54H19V52H20V54H21V52H25L24 54H25V56H27L28 57V59H27V57H26V59L27 60H30V61H32L31 59H35L34 57H35V55H32V54H34V53H32V51L34 50L32 47H30V46H28L29 45V43L30 42H28L27 41V46H28V48H27V46L26 45H21V46H25L24 47V49H23V47L21 48V46H20V43H21V41ZM34 41V40H33ZM113 41V40H112ZM116 41H117V39H116ZM119 41V40H118ZM149 41V40H148ZM166 41V40H165ZM164 41V44H166V42ZM6 42L7 41H5V44H6ZM13 42V41H12ZM11 42V43H12ZM32 42V41H31ZM92 42H90V43H92ZM111 42V41H110ZM187 42V41H186ZM211 42H213V41H211ZM240 42V41H239ZM257 42V41H256ZM2 43L4 44V40H3V42L1 41V45H2ZM15 43V45H17ZM24 43H25V41H24ZM24 43H22V44H24ZM108 43H109V41H108ZM111 43H113V42H111ZM117 43V42H116ZM162 43V42H161ZM176 45H175V44ZM182 43V42H181ZM189 43V42H188ZM193 43V42H192ZM208 43V42H207ZM164 44H162V46L160 45V43H159V45H155L154 46V48H153V50L155 51V50H158L157 48H160L159 50H161V48H164ZM169 44H170V42H169ZM168 44V45H169ZM198 44V43H197ZM203 44V43H202ZM243 44V43H242ZM5 46L4 45V49L1 47V49H3V53L5 54H7V52H8V48L6 49V47H8V46ZM12 45H13V43H12ZM30 45H31V43H30ZM64 45V44H63ZM85 45H87V44H85ZM88 45H89V43H88ZM87 45V46H88ZM167 45V44H166ZM187 45H189V46H187ZM42 46V45H41ZM83 46V45H82ZM91 46H92V44H91ZM96 46V45H95ZM170 46V45H169ZM168 46V47H169ZM198 46V45H197ZM205 46V45H204ZM30 47V48H29ZM33 47H34V45H33ZM191 47H193L192 45L190 46V49H191ZM194 47H195V45H194ZM193 47V48H194ZM206 47V46H205ZM32 48V49H31ZM35 48V47H34ZM93 48H95V47H93ZM107 48V47H106ZM208 48V47H207ZM1 49H0V51H1ZM22 49V50H21ZM65 49V48H64ZM125 49V48H124ZM166 49H167V47H166ZM166 49L164 48V49H162V50H165V52H166ZM171 49V47H169V49L168 50H170ZM190 49H189V51H190ZM199 48L198 47H196V48H194V49H192V51H190L192 54H194V53H196V51L198 50ZM205 49V48H204ZM259 49V48H258ZM257 49V50H258ZM7 51V52H5V51ZM60 50V49H59ZM105 50V49H104ZM103 50V51H104ZM140 50V51H139ZM146 50H148V47H147V49ZM145 50V51H146ZM152 50V55L156 58V56H157V52L155 53L154 51ZM158 50V51H159ZM161 50V51H162ZM246 50H247V47H246ZM17 51H18V53H17ZM188 51V52H189ZM255 51H256V49H255ZM264 51V50H263ZM8 52V54L10 55V53ZM37 52L38 51H35V53H36V55H37ZM79 52V51H78ZM241 52V51H240ZM252 52V51H251ZM2 53V54H3ZM13 53V52H12ZM12 53H11V56H12ZM23 53L20 55H17V56H22L23 55ZM258 53H260V52H258ZM257 53V54H258ZM264 53V52H263ZM103 54V55H102ZM257 54H249V52H246L245 51V53H243L242 55H240L241 57H240V59H239V61L240 62H237V65H236V70H237V68L239 69V70H241V71H237L238 72V75H237V77L239 78L238 80H241L243 83L244 82H246V81H249L248 82V84L250 83V81H251V87H252V82L254 81V80H262L263 79V77H264V73L263 74H261V76H259L258 75V73H260V67L261 66H263L264 65V62H263V59H262V57L260 56V55H257ZM9 55H7V57H9ZM13 55H14V53H13ZM59 55V54H58ZM140 55V54H139ZM156 55V56H155ZM235 55V54H234ZM6 56V55H5ZM25 56H24V59H25ZM1 57V56H0ZM33 57V58H32ZM103 57H105V55L103 56ZM160 57V56H159ZM14 57H12V59H13ZM19 57H15V59H18ZM146 58V57H145ZM59 59V58H58ZM71 59V58H70ZM104 59V58H103ZM181 59V58H180ZM235 59V58H234ZM233 59V60H234ZM244 59H246L247 60V64H245V65H243V67L242 66H240L239 67V63H241V61L242 60H244ZM21 60V59H20ZM74 60V59H73ZM87 60V59H86ZM184 60V59H183ZM187 60V59H186ZM34 61V60H33ZM32 61V62H33ZM68 61V60H67ZM237 61V60H236ZM17 62V61H16ZM56 62V61H55ZM69 62V61H68ZM67 62V63H68ZM107 62V61H106ZM178 62V61H177ZM244 62V61H243ZM13 63H15V62H13ZM19 63V62H18ZM29 63V62H28ZM71 63V62H70ZM175 63V64H174ZM69 64V63H68ZM86 64V63H85ZM98 64V63H97ZM100 64V63H99ZM104 64V63H103ZM234 65V66H235ZM84 66V65H83ZM82 66V67H83ZM96 67H97V65H95ZM99 66V65H98ZM130 66V67H131ZM86 67V66H85ZM25 69V68H24ZM100 69V68H99ZM72 70V69H71ZM122 70V69H121ZM122 70V71H123ZM132 70V69H131ZM136 70V69H135ZM149 70V69H148ZM231 70V69H230ZM101 71V70H100ZM264 71V70H263ZM22 72V71H21ZM56 72H59L60 73V60L58 61V63H57V66H56ZM59 73H57V75L58 76H61V74H59ZM104 73V72H103ZM65 74V73H64ZM237 74V73H236ZM24 75H26V74H24ZM23 75V76H24ZM80 75V74H79ZM142 75V74H141ZM19 76H21L20 74H19ZM27 76V75H26ZM73 76H74V74H73ZM77 76V75H76ZM103 76V75H102ZM106 76V75H105ZM105 76H103V77H105ZM108 76V75H107ZM103 77H101V79L103 78ZM231 77H232V75H231ZM230 77V78H231ZM262 77V79H260ZM55 78V77H54ZM73 78H75V77H73ZM87 78V77H86ZM106 78V77H105ZM143 78V77H142ZM8 79H10V78H8ZM100 79V78H99ZM107 79V78H106ZM227 79H228V77H227ZM232 80H234L233 79V77L231 78ZM237 79V78H236ZM5 80V79H4ZM76 80V79H75ZM105 80V79H104ZM231 80V81H232ZM86 81V80H85ZM229 81V80H228ZM84 82V81H83ZM98 82H100V80H98ZM136 82V81H135ZM256 82V81H255ZM23 83V82H22ZM77 83V82H76ZM134 83V82H133ZM197 83V82H196ZM235 83V82H234ZM247 83V82H246ZM259 83V82H258ZM258 83H256L257 85H258ZM261 83H262V81H261ZM93 84H95V83H92V85ZM97 84H99V83H97ZM102 84V85H103ZM108 84V85H109ZM176 84V83H175ZM231 84H233V83H231ZM239 84V83H238ZM240 84H241V82H240ZM256 84L254 85L255 87H256ZM25 85V84H24ZM244 85V84H243ZM242 85V86H243ZM246 85V84H245ZM244 85V88H245V90L248 88L247 87V85L245 86ZM261 85V84H260ZM6 86V85H5ZM94 86V85H93ZM93 86H92V88H93ZM96 86H98V85H95L94 87H96ZM202 86V85H201ZM231 86V85H230ZM254 86H253V89H254ZM259 86V85H258ZM257 86V87H258ZM262 86V85H261ZM260 86V87H261ZM71 87V86H70ZM69 87V88H70ZM135 87V86H134ZM181 87V86H180ZM235 87V86H234ZM240 87V86H239ZM247 87V88H246ZM259 87V88H260ZM132 89H133V91L135 90L134 88H133V86L131 87ZM182 88V87H181ZM185 88V87H184ZM237 88V87H236ZM38 89V88H37ZM96 89H98L97 87H96ZM183 89V88H182ZM189 89H190V93H193V94H195L196 92H198V90L200 89L201 90V88H199L198 87V85L197 84H195L194 83V85H192V86H190L189 87ZM251 89V88H250ZM262 89V88H261ZM90 91H92V90H95V88H93L92 90L91 89H89ZM131 90V89H130ZM238 89H236V90H234L235 91V94L237 95V96H241V95H238V94H240V91H238V93L236 92ZM239 90H242V88L240 89L239 88ZM244 90V89H243ZM247 90H249V88L247 89ZM246 90V91H247ZM255 90H256V88H255ZM69 91V90H68ZM132 91V92H133ZM142 91V90H141ZM252 91H254V90H252ZM36 92V91H35ZM77 92V91H76ZM75 92V93H76ZM89 92V91H88ZM95 92H96V90H95ZM130 94H129V93ZM195 92V93H194ZM243 92H245V91H243ZM256 92V91H255ZM258 92V91H257ZM92 93V92H91ZM94 93V92H93ZM187 93V92H186ZM232 93H234V92H232ZM232 93H231V95H232ZM246 93V92H245ZM244 93V94H245ZM43 94V93H42ZM78 94V93H77ZM113 94H114V92H113ZM241 94H242V91H241ZM244 94H242V99H244V102L246 103V100H247V98L249 97H243V95ZM256 94H258V93H256ZM73 95V94H72ZM92 95V94H91ZM97 95V94H96ZM138 95V94H137ZM200 95H201V92H200ZM38 96H40V94L38 95ZM92 96H94V94L92 95ZM91 96V97H92ZM99 96V95H98ZM148 96V95H147ZM230 96V95H229ZM74 97H75V95H73L72 97H66L65 96V98H67L69 101L73 98L74 99ZM90 97V96H89ZM96 97V96H95ZM94 97V98H95ZM196 97V96H195ZM231 97V96H230ZM233 97H236V96H234V94H233ZM241 97H240V99H241ZM263 97V96H262ZM262 97L260 98V99H262ZM32 98V97H31ZM71 98V99H70ZM228 98V97H227ZM245 98H246V100H245ZM251 98V97H250ZM73 99H72V101H73ZM89 98H87V100H88ZM96 99V98H95ZM253 99V98H252ZM11 100H12V98H11ZM10 100V101H11ZM32 100V99H31ZM64 100H66V99H64ZM90 100H91V98H90ZM113 100V99H112ZM131 100V99H130ZM195 100H197V99H195ZM231 100V99H230ZM18 101V100H17ZM20 101V100H19ZM28 101V100H27ZM35 101V100H34ZM62 101V100H61ZM68 101V102H69ZM121 101V102H120ZM153 101V100H152ZM231 101H233V100H231ZM235 101V100H234ZM241 101V100H240ZM254 101L256 102L257 100L256 99H254ZM253 101V102H254ZM261 101V100H260ZM22 102V101H21ZM37 102V101H36ZM92 102V101H91ZM112 102V101H111ZM120 102V104L119 105H117L118 103ZM129 102V101H128ZM257 102H259V100L257 101ZM256 102V103H257ZM40 103V102H39ZM197 103V102H196ZM233 103V102H232ZM232 103L230 104V103H228V105L227 106H232ZM240 103V102H239ZM245 103H243L244 104V107H248V109L250 108L249 106H245ZM248 104H250L249 102H247ZM246 103V104H247ZM261 103H264L263 102V99H262V102ZM42 104V103H41ZM65 104V103H64ZM86 104H87V101H86ZM142 104V101H139L138 102V114H139V117L140 118H142L143 119V113L141 112L142 110H141V107L143 106V104ZM199 104V103H198ZM234 104H236L235 102L233 103V106H234ZM238 104V103H237ZM236 104V106H234L233 108H231V110H230V108L228 107L227 108V106H226V108H227V111H228V109H229V111L230 112H232V114H229L230 112L228 111V114H225V112L223 113H218L219 115L217 116V120H215V122L217 121V122H219V125L221 124H228V123H231V122H233L232 123V125L233 126H236V128L234 127V129L236 130L237 129V124H239L240 123V121H241V119H244V118H246V125H244V127H243V132L244 133H246L245 131H247L248 133L250 132V133H252L253 134V136L250 138V137H248L247 136V138L245 139V140H243V142H242V145H240L241 146V148H242V146H243V148H245V149H248V151H249V153H252L253 151H254V147H255V142H257L262 136V134H260V136L261 137H259V135H256V128H255V126L258 124V122H260V121H262V120H264V109H259V107H261V106H256L259 110L258 111H256L255 113H253V112H251V110L250 109H252V107L249 109V111H246L245 110V108L244 109H242L241 111H239V110H236V108H239V106ZM242 104V105H243ZM254 104V103H253ZM2 105V104H1ZM19 105V104H18ZM21 105V104H20ZM23 105V104H22ZM62 105V104H61ZM88 105V104H87ZM171 105V104H170ZM200 105V104H199ZM39 106V105H38ZM72 107V105H70V104H67L66 105V107L67 108H65V110H60V112L58 113V117L59 118H63L64 119V117L66 116V114H68L69 112H70V108ZM84 106V105H83ZM93 106V105H92ZM148 106V105H147ZM151 106V105H150ZM173 106V105H172ZM221 106V105H220ZM253 106V105H252ZM255 106V105H254ZM89 107H91V105L89 106ZM89 107H87L85 110H87V109H89ZM264 107V106H263ZM7 108V107H6ZM26 108V107H25ZM84 108H85V106H84ZM145 108V107H144ZM241 108V107H240ZM27 109V108H26ZM91 109H93V110H95L94 108H92L91 107ZM100 109H102V108H100ZM152 109V108H151ZM232 109H233V111H232ZM254 109V108H253ZM7 110V109H6ZM19 110V109H18ZM224 110H226V109H224ZM234 110H236L235 112H234ZM243 110L245 111V112H243ZM1 111H2V108H1ZM5 111V110H4ZM8 111V110H7ZM89 111V110H88ZM91 111V110H90ZM98 111H99V109H98ZM103 111H104V113H103ZM218 111V110H217ZM237 111H239L238 113H236ZM255 111V110H254ZM9 112V111H8ZM11 112V111H10ZM22 112V111H21ZM33 112V111H32ZM41 112V111H40ZM83 112V111H82ZM128 112V113H127ZM179 112V111H178ZM242 114H241V113ZM14 113V112H13ZM20 113V112H19ZM97 113V112H96ZM158 113V112H157ZM208 113H209V111H208ZM227 113V112H226ZM235 115H237V116H233L234 114ZM240 113V114H239ZM2 113H0V116H2L1 115ZM4 114V113H3ZM24 115H25V113H23ZM82 114V113H81ZM239 114V115H238ZM21 115V114H20ZM28 115V114H27ZM94 115V114H93ZM210 115V114H209ZM212 115H213V113H212ZM82 116V115H81ZM81 116H79L78 115V121L79 120H82V119H84V117H81ZM83 116H85V119H86V115H83ZM89 115L87 114V117H88ZM151 116V115H150ZM211 116V115H210ZM90 117H91V115H90ZM89 117V118H90ZM239 117H241L240 119H239ZM75 118V117H74ZM89 118H87V119H89ZM94 118V117H93ZM132 118V117H131ZM201 118V117H200ZM211 118V117H210ZM210 118H208V119H210ZM68 119V118H67ZM19 120V119H18ZM59 120V119H58ZM69 120H71V119H69ZM161 120V119H160ZM196 120H197V117H196ZM84 121V120H83ZM86 121V120H85ZM129 121V120H128ZM134 121V120H133ZM176 121V120H175ZM207 121V120H206ZM205 121V122H206ZM214 121V120H213ZM70 122V121H69ZM75 122V121H74ZM167 122V121H166ZM201 122V121H200ZM217 122H216V124H217ZM5 123V122H4ZM7 123V124H6ZM5 124H2L1 122H0V129L1 128H4L3 130H5L6 131V129H8V130H10V128H9V124H10V122L8 123V122H6ZM17 123V122H16ZM141 123V122H140ZM139 123V124H140ZM162 123H163V120H162ZM176 123V122H175ZM212 123V122H211ZM214 123V122H213ZM242 123V122H241ZM19 124V123H18ZM42 124V123H41ZM173 124V123H172ZM193 124V125H192ZM198 124V123H197ZM202 125H203V122L201 123ZM210 124V123H209ZM242 124H244V123H242ZM11 125V124H10ZM20 125V124H19ZM37 125H39V126H37ZM35 124V125H33V127H40V124ZM44 125V124H43ZM57 125H60V127L59 126H57ZM142 125V124H141ZM206 126L208 125V124H205ZM231 125V124H230ZM46 126V125H45ZM73 126V125H72ZM138 126V125H137ZM144 126V127H145ZM206 126H201V127H203V128H201L204 132H206V130L208 131L209 130V127H207L206 128ZM11 128H12V126H10ZM47 127V126H46ZM62 127V128H61ZM96 127H97V125H96ZM95 127V128H96ZM157 127V126H156ZM213 128H214V126H212ZM224 127V126H223ZM226 127V126H225ZM239 127V126H238ZM28 128H31L30 126L28 127ZM27 127H26V129H28ZM42 129H43V127H41ZM72 128H74V127H72ZM104 128V127H103ZM198 128V127H197ZM206 128V129H205ZM12 129H14V128H12ZM23 129V128H22ZM34 129V128H33ZM33 129H31V130H33ZM38 129H40V128H37V129H34V131H35V133H36V131L38 130ZM41 129V130H42ZM102 129V128H101ZM165 129H167V128H165ZM216 129V128H215ZM96 130V129H95ZM118 130V129H117ZM139 130V131H138ZM168 130V129H167ZM0 131H2V130H0ZM4 131V132H5ZM12 131V130H11ZM30 131V130H29ZM39 131V130H38ZM68 131V130H67ZM121 131V130H120ZM124 131V132H125ZM239 131V130H238ZM259 131V130H258ZM257 131V132H258ZM3 132V131H2ZM3 132V133H4ZM40 132V131H39ZM78 132V131H77ZM76 132V133H77ZM201 132V131H200ZM199 132V133H200ZM216 132V131H215ZM220 132V131H219ZM2 133V134H3ZM8 133H9V131L8 132H5L4 133V135L6 134V135H8ZM71 133V132H70ZM120 133V132H119ZM122 133V132H121ZM156 133V132H155ZM160 133H162V132H160ZM217 133V132H216ZM238 133H240V132H238ZM260 132H258V134H259ZM41 134V133H40ZM42 134H44L43 132H42ZM62 134V135H61ZM117 134V133H116ZM125 134H126V132H125ZM163 134V133H162ZM172 134V133H171ZM181 133H177V135H180ZM189 134H192V135H189ZM197 134V135H196ZM204 134V133H203ZM220 134V133H219ZM222 134V133H221ZM221 134H220V136H221ZM227 134V133H226ZM247 134V133H246ZM158 135V134H157ZM159 135H161V134H159ZM223 135V134H222ZM232 135V134H231ZM3 136V135H2ZM127 136H129L128 135V133H127ZM171 136H174V135H171ZM236 136V135H235ZM238 136V135H237ZM80 137V136H79ZM104 137V138H103ZM161 137V136H160ZM163 137V136H162ZM215 137V136H214ZM224 137V135L222 136V138ZM242 137V136H241ZM28 138V137H27ZM167 138V137H166ZM165 138V139H166ZM168 138H171V137H168ZM181 138V137H180ZM179 138V139H180ZM210 138V137H209ZM215 138H218V137H215ZM232 138V137H231ZM231 138H229V136H228V139H227V137H226V139L224 138V142H223V139L221 140V137H220V140H221V142H223V145L221 146V151H220V154L223 156V158L224 159H226V161L227 162H232V163H234L236 160H238L237 158H235V155L237 156V154H238V156L239 157H241V159H242V161L245 159V157H246V154L247 153H245L244 151H242L241 149L239 150V151H237L236 149L237 148H239V146L237 145V144H235V142L233 143L232 142V140H231ZM238 138H239V136H238ZM3 139V138H2ZM122 139V138H121ZM262 139V138H261ZM123 140H125V139H123ZM184 140L185 139H183V142H184ZM211 141L213 140V138L212 139H210ZM216 140V139H215ZM218 141H219V138L217 139ZM217 140L216 141H214L213 140V142L211 143L212 144V146H214V145H216V143H217ZM3 141V140H2ZM12 141V140H11ZM14 141V140H13ZM12 141V142H13ZM66 141V140H65ZM122 141V140H121ZM260 141V140H259ZM112 142V141H111ZM129 142V141H128ZM186 142V141H185ZM27 143V142H26ZM219 143V142H218ZM30 144V143H29ZM32 144V143H31ZM83 144V143H82ZM97 144V143H96ZM131 144V143H130ZM210 144V145H211ZM241 144V143H240ZM109 145V144H108ZM129 145V144H128ZM169 145V144H168ZM179 145H180V143H179ZM210 145H208V146H210ZM218 145V144H217ZM12 146V145H11ZM26 146H27V144H26ZM45 146V147H44ZM113 146H114V144H113ZM125 146V145H124ZM127 146V145H126ZM181 146V145H180ZM170 147H172V146H170ZM177 147V146H176ZM35 148H36V146H35ZM35 148H33L32 149V151H34L35 150ZM95 148V147H94ZM169 148V147H168ZM242 148V149H243ZM65 149H66V147H65ZM31 150V149H30ZM37 150V149H36ZM35 150V151H36ZM122 151H123V149H121ZM168 150V149H167ZM45 151H46V149H45ZM129 151V150H128ZM132 151V150H131ZM184 151V152H183ZM247 151V152H248ZM121 152V151H120ZM124 152V151H123ZM238 152V153H237ZM41 153V152H40ZM53 153H52V155H53ZM92 153H93V151H92ZM131 153H133V152H131ZM135 153V152H134ZM167 153V152H166ZM203 153V152H202ZM170 154V153H169ZM211 154V153H210ZM218 154H219V152H218ZM30 155V154H29ZM92 155V154H91ZM135 155H136V153H135ZM167 155V154H166ZM173 155V154H172ZM68 156V155H67ZM90 156V155H89ZM112 156V157H113ZM168 156V155H167ZM166 156V157H167ZM52 157V156H51ZM210 157V156H209ZM37 158V157H36ZM55 158H57V159H55ZM85 158V157H84ZM84 158L82 159V160H84ZM92 158V157H91ZM195 158L196 157H194L193 159L195 160ZM216 158V157H215ZM8 159V158H7ZM23 160H24V158H22ZM30 158H28L27 160H26V163L28 164V163H30V162H32V160L30 159ZM34 159V158H33ZM38 159V158H37ZM123 159V158H122ZM193 159H191V160H193ZM196 159H198V158H196ZM254 159V158H253ZM49 160H51V159H49ZM166 160V159H165ZM223 160V159H222ZM246 160V159H245ZM34 161V160H33ZM48 161V160H47ZM130 161V160H129ZM137 161V160H136ZM197 161V160H196ZM5 162V161H4ZM200 162V161H199ZM221 162V161H220ZM247 162V161H246ZM26 163H25V165H26ZM40 163H42V162H40ZM132 163V162H131ZM192 163V162H191ZM198 163V162H197ZM222 163H224V162H222ZM262 163V162H261ZM108 164V163H107ZM130 164V163H129ZM248 164V163H247ZM255 164H256V162H255ZM12 165V164H11ZM70 165V166H69ZM133 165V164H132ZM146 165V164H145ZM262 165V164H261ZM7 166V165H6ZM35 165H33V167H34ZM111 166V165H110ZM198 166H201L200 164H198ZM217 166V165H216ZM253 166H254V164H253ZM43 167V166H42ZM114 169L112 170L113 172H115L116 170H117V167H114V166H112ZM111 167V168H112ZM148 167H149V165H148ZM161 167V168H160ZM192 167V166H191ZM236 167V166H235ZM243 167V166H242ZM247 167V166H246ZM8 168H9V166H8ZM29 168H30V166H29ZM90 168V167H89ZM119 168L120 167H118V170H119ZM173 168H176L177 170H179L180 172H182V173H180L179 172V175H180V177L179 178H177V176L175 175L174 177L171 175V173H172V170H173ZM197 168V167H196ZM202 168V167H201ZM205 168V167H204ZM250 168V167H249ZM157 169V170H156ZM255 169H257V167L255 168ZM128 170V169H127ZM132 170V169H131ZM152 170V171H153ZM158 170H160V173H159V171ZM190 170H192V169H190ZM204 170H206V169H203V172H206V171H204ZM227 170H228V168H227ZM234 170V169H233ZM264 170V169H263ZM123 171H124V169H123ZM134 171V170H133ZM150 171H151V169H150ZM175 171V170H174ZM210 171V170H209ZM208 171V172H209ZM216 171H218V174H220L219 172H221V170H220V168L218 167V168H216ZM25 172V173H24ZM247 172V171H246ZM28 173V172H27ZM29 173H32V172H29ZM86 173V174H85ZM154 173V172H153ZM193 173H194V171H193ZM200 173V172H199ZM241 173V172H240ZM251 173V172H250ZM127 174V173H126ZM149 174V173H148ZM173 174V173H172ZM195 174H196V172H195ZM208 174V173H207ZM206 173H200V175H197V176H195V175H193L192 177L190 176V175H188V173H187V177H188V179H190L189 180V182L191 181V182H195L197 179H200L201 181H199L201 184H203V183H206L207 182V175ZM237 174V173H236ZM235 174V175H236ZM151 175V174H150ZM155 175V174H154ZM178 175V176H179ZM192 175V174H191ZM252 175H254V173L252 174ZM127 176V175H126ZM149 176V175H148ZM148 176H146V177H148ZM157 176V175H156ZM172 176V177H171ZM189 176L191 177V178H189ZM123 177V176H122ZM128 177V176H127ZM135 177V176H134ZM145 177V178H146ZM187 177H186V179H187ZM233 177V176H232ZM121 178V177H120ZM149 178H151V177H149ZM147 179V180H145L146 181V184H147V188H149V192H151L153 189H152V183H151V179ZM119 179V178H118ZM122 179V178H121ZM157 180H159V179H157ZM254 180V179H253ZM117 182H118V180H116ZM153 181V180H152ZM255 182H256V184H257V187L259 188V189H262L261 190V192H263L264 193V179L263 178H261V177H257V178H255ZM3 183V184H2ZM115 184H116V182H114ZM123 183V182H122ZM184 183V182H183ZM220 183V182H219ZM249 183V182H248ZM120 184V183H119ZM146 184H144V186L146 185ZM190 184V183H189ZM130 185V184H129ZM173 185V186H174ZM128 186V185H127ZM218 186V185H217ZM215 187V185H213V188ZM161 188V187H160ZM175 188V187H174ZM210 189V188H209ZM212 189V188H211ZM219 189V188H218ZM132 190H133V188H132ZM139 190V189H138ZM171 191V190H170ZM190 191V190H189ZM215 191V190H214ZM213 191V192H214ZM218 191V190H217ZM259 191V190H258ZM121 192V191H120ZM212 192V190H209V193L207 192V194L210 196H214L215 194ZM260 192V193H261ZM131 193V192H130ZM163 193V192H162ZM161 193V194H162ZM217 193V192H216ZM124 194V193H123ZM163 195H165V193L163 194ZM208 195L206 196V197H208ZM240 195V194H239ZM262 195V194H261ZM55 196V197H56ZM181 196V195H180ZM210 196V197H211ZM128 197V196H127ZM153 197V196H152ZM124 198H126L125 196H124ZM156 198V197H155ZM162 198H164V197H162ZM186 198V197H185ZM193 198V197H192ZM48 199V198H47ZM127 199H129V198H126V200ZM136 199V198H135ZM150 199V198H149ZM195 199V198H194ZM206 199H208V198H206ZM261 199V198H260ZM45 200V201H44ZM48 200H50V199H48ZM60 200V199H59ZM125 200V201H126ZM164 200V204H162V205H165V209L167 208V202H166V200H167V198H166V196H165V199H163ZM198 200V199H197ZM168 201V200H167ZM183 201V200H182ZM195 201V200H194ZM211 201H213V200H211ZM198 202V201H197ZM205 202V201H204ZM215 202V201H214ZM213 202V203H214ZM66 203V202H65ZM163 203V202H162ZM192 203V202H191ZM194 203V202H193ZM206 203V202H205ZM69 204V203H68ZM185 205H186V203H184ZM196 204H198V203H196ZM50 205H51V202H50ZM130 205V204H129ZM176 205V204H175ZM174 205V206H175ZM201 205V204H200ZM40 206H42V207H40ZM72 206V205H71ZM186 206H188V205H186ZM196 206V205H195ZM194 206V208H197V207H195ZM211 206V205H210ZM113 207H115V206H113ZM119 207V209H122V210H119L118 208H117V210L119 211L117 214H116V220H114L115 222V224H117V226H119V227H121V224H122V222H123V219L122 218H120L122 215H125V214H127L128 213V211H123V208H120V206H118ZM122 207V206H121ZM138 207V206H137ZM160 207H161V205H160ZM169 207V209H170V206H168ZM208 207H209V205H208ZM264 207V206H263ZM262 207V208H263ZM75 208V207H74ZM174 208V207H173ZM176 208V207H175ZM199 208V207H198ZM52 209V208H51ZM84 209V210H83ZM164 209V210H165ZM168 209V208H167ZM166 209V210H167ZM168 209V210H169ZM208 209V208H207ZM30 210H32L31 212H30ZM39 210H41V209H38V211ZM54 210V209H53ZM74 210V209H73ZM157 210H158V208H157ZM173 210V209H172ZM196 210V209H195ZM198 210V209H197ZM201 210V209H200ZM239 210V209H238ZM237 210V218H236V215L234 216L233 214H234V212H233V217L236 219V220H238V211ZM260 210V209H259ZM42 211V210H41ZM60 211H62V210H60ZM111 211H112V209H111ZM174 211V210H173ZM258 211V210H257ZM263 210H261L260 212H262ZM30 212V213H29ZM44 212V211H43ZM161 212H163V208L162 209H159L158 210V212H157V216H156V218H160V217H162V213ZM181 212V211H180ZM184 212H186V211H184ZM183 212V213H184ZM193 212H195V211H193ZM200 212H202V211H200ZM259 212V211H258ZM257 213L258 215H256V216H258V217H256L257 219L256 220H258V218L259 219H261L262 221H264V216L262 217L261 215L262 214H264V213ZM264 212V211H263ZM5 213V212H4ZM33 213V212H32ZM40 213V212H39ZM69 213H72V212H69ZM174 213V212H173ZM190 214H191V212H189ZM198 212L196 211V214L195 215H189V216H184V214H182L183 215V217L182 216H179L178 218L179 219H182L183 218V220H184V218L186 219V221H188V225L189 224H191L190 223V220H201L202 219V217H201V219L198 217V215L199 214H197ZM216 213V212H215ZM229 213V212H228ZM227 213V214H228ZM29 214V215H28ZM42 214H44V213H42ZM112 214H113V212H112ZM129 214V213H128ZM127 214V215H128ZM180 214V213H179ZM202 214V213H201ZM259 214H261V215H259ZM144 215V214H143ZM142 215V216H143ZM147 215V214H146ZM155 215V214H154ZM181 215V214H180ZM186 215V214H185ZM230 215H231V213H230ZM229 215V216H230ZM232 215L230 216V217H232ZM73 216H74V214H73ZM139 216V215H138ZM191 216V217H190ZM213 216V215H212ZM219 216V215H218ZM220 216H221V214H220ZM227 216V215H226ZM39 217H41L40 215H39ZM122 220H120L119 218ZM164 217V216H163ZM207 217V216H206ZM240 217H241V215H240ZM46 218V217H45ZM113 218V217H112ZM212 218V217H211ZM211 218H209V219H211ZM219 219H221L220 217H218ZM228 218V217H227ZM233 218V219H234ZM248 218V217H247ZM129 219H130V217H129ZM147 219V218H146ZM208 219V218H207ZM218 219V220H219ZM231 219V218H230ZM229 219V220H230ZM239 219H241V218H239ZM1 220V219H0ZM112 220V219H111ZM131 220V219H130ZM129 220V222H132V221H130ZM213 220V219H212ZM232 220V219H231ZM255 220V219H254ZM2 221V220H1ZM139 221V220H138ZM185 221V220H184ZM208 221V220H207ZM211 221V220H210ZM239 221V220H238ZM261 221V222H262ZM22 222V223H23ZM48 222H49V220H48ZM56 222V221H55ZM75 222V221H74ZM89 222V221H88ZM128 221L126 220V223H127ZM149 222V221H148ZM183 222V221H182ZM193 222V221H192ZM197 222V221H196ZM217 222V221H216ZM258 221H256V223H257ZM259 222H260V220H259ZM58 223V222H57ZM113 223V222H112ZM113 223V224H114ZM133 223V224H132ZM132 223H127L126 224V226L125 227H121L120 229H122L119 233H118V235H116L115 237H117V238H115V239H113L112 241L114 242H112V243H109V244H105L104 246V248H102L101 246H100V244L98 243V240L101 238V236H100V233H98V231H95V232H93L92 233V235H91V238H89L90 240L88 241V242H86V243H83V242H81V238L80 239H78V240H80V242H79V244H80V246H78L79 247V249L80 250H85V251H87V250H93L94 248L96 249V248H99L98 246H100V248H102L104 251H108V253H106V252H104L103 253V251H101V253L102 254H106V255H108L109 254V250L111 251V250H114L115 252L117 251V253H113V251H111V253H113V255L112 254H109L108 255V257L106 256H104V255H100L101 257H98V258H96V261L94 260V261H92V263H89V264H101V263H104V264H128V262H130V260L128 261V259H129V257H130V255L132 254V252H129L128 250L129 249H125V252L126 251H128L127 253H123L122 254V252H119V251H121L120 249L122 248V250L124 249V248H130V244L132 243V241L133 242H135V237L137 236V234L134 236L133 234H135L136 233V231H138V229H137V226H135L134 225V221L132 222ZM145 223H147V222H145ZM162 223V222H161ZM175 223V220H174V222H172V225ZM185 223V222H184ZM214 223V221H212L211 222V224L209 225V226H211L212 224ZM218 223V222H217ZM263 223V222H262ZM262 223L260 224V225H262ZM59 224V223H58ZM74 224H76V223H74ZM111 224V223H110ZM136 224V223H135ZM186 224H187V222H186ZM200 224V223H199ZM202 224V223H201ZM220 224V223H219ZM239 226V224H241V221H240V223H238V222H236L235 224H234V228H235V226H236V228L237 229H239V230H241L240 231V234H241V236H239L238 234V236H239V238L238 239H240V237H241V239H242V250L243 251H246L247 250V248H250V251H258V250H264V231L262 230L263 228H264V223H263V228L262 227H260V226H258L257 224H255V223H253L254 225H257V226H254V227H259L258 228V230L260 231H258L260 234H258V232H255V230H254V228H253V226H251L252 227V229H253V231L255 232V237L257 238V239H253V236L252 235H254V234H252V235H250V233H248L249 231H252L250 228H246V227H244L243 225L241 226V228L239 227H237V225ZM4 225V224H3ZM20 225V224H19ZM23 225V224H22ZM45 225L46 226H48L47 225V221H46V223H45ZM50 225V224H49ZM52 225V224H51ZM55 225V224H54ZM88 225V224H87ZM109 225V224H108ZM123 225V224H122ZM125 225V224H124ZM144 225V224H143ZM171 225V226H172ZM188 225H187V227H188ZM192 225V224H191ZM196 225V224H195ZM216 226V224H213V226ZM45 226V227H46ZM57 225H55V226H53V228L54 227H56ZM106 226V225H105ZM113 226H115V225H113ZM197 226H199V225H197ZM214 226V227H215ZM245 226H247V225H245ZM63 227V226H62ZM107 227V226H106ZM144 227V226H143ZM4 228H7V230L6 231H4L5 229ZM9 228V229H8ZM53 228H52V226H50V230L48 229V228H44V229H48L49 231H51V233H52V231H53ZM163 228V227H162ZM161 228V229H162ZM173 228H174V226H173ZM192 228H194V227H192ZM211 228V227H210ZM213 228V227H212ZM225 228H226V224H221L220 226H217V227H215V228H213V230H211L210 229V231H208V230H206V228L205 229H203V228H201L202 230L200 231L199 230V232H201V233H204L205 232V234H206V237H208L207 239H206V242L208 243V244H213V245H216V243H220L221 245H217V247L215 246V250H217V249H219V248H221V247H223V246H226V245H223L224 243L222 242V241H226L228 238H227V233L225 234L226 236H223L224 235V233H223V231L225 230ZM234 228H232L233 230H234ZM262 228V229H261ZM80 229H82V228H80ZM187 229V228H186ZM185 229V230H186ZM195 229V228H194ZM208 229V228H207ZM236 229V230H237ZM55 230V229H54ZM67 230V229H66ZM103 230V229H102ZM173 230V229H172ZM171 230V231H172ZM198 230V229H197ZM239 230H238V232H239ZM249 230V231H248ZM10 231H13V229H11ZM44 231V230H43ZM49 231L48 232H42V233H40V232H37V231H34V233H35V236H36V240H37V246H38V244H40V246L44 249H42L41 247H39V249H42V251H43V254H42V257H40L41 255H39V257L40 258H38L39 260L41 259V262L43 261V263H44V261H46V260H48L49 261V259L51 260V258L53 257V256H56V258L57 259H53L52 260V262H50V263H48V264H67V260H66V257L65 256H63V257H61V255H62V253H64V251H65V248L63 247V246H61L59 243L60 242H58L57 240H58V238L59 237H61L59 234H61V235H63L62 233H58V238L57 237H55V235L53 234V236H49V234H51V233H49ZM144 231V230H143ZM161 231H163V229L161 230ZM161 231H160V233H161ZM194 231V230H193ZM253 231H252V233H253ZM263 231V232H262ZM28 232V231H27ZM63 232V231H62ZM198 232V231H197ZM33 233V234H34ZM259 235V236H257V234ZM11 234V233H10ZM31 234V233H30ZM149 234V233H148ZM153 234V233H152ZM1 235V237H3ZM78 235V234H77ZM202 235V234H201ZM233 235V234H232ZM25 236H27V234L25 235ZM81 236V235H80ZM133 236H134V238H133ZM144 236H145V234H144ZM172 236V235H171ZM174 236V235H173ZM252 236V238H250V237ZM0 237V238H1ZM31 236L29 235V237L28 238H30ZM139 237V236H138ZM148 237V236H147ZM156 237V236H155ZM175 237V236H174ZM205 237V238H206ZM4 238V237H3ZM33 238H34V236H33ZM69 238V237H68ZM134 240H133V239ZM141 238V237H140ZM162 238V237H161ZM210 238V239H209ZM234 238V237H233ZM2 239V238H1ZM0 239V241H2ZM64 239V238H63ZM71 239V238H70ZM116 239H118V240H116ZM137 239V238H136ZM139 239V238H138ZM169 240L167 241L169 244H171V242H173V241H175L176 239L175 238H168ZM188 239V238H187ZM190 239V238H189ZM28 240V239H27ZM35 240V239H34ZM208 240V241H207ZM250 240H254V241H252V242H250ZM74 241V240H73ZM76 241H77V239H76ZM137 241V240H136ZM188 241H190V240H188ZM235 241V240H234ZM34 242V241H33ZM78 242V241H77ZM107 242H109V241H107ZM148 242V241H147ZM166 242V243H167ZM191 242V241H190ZM189 242V243H190ZM194 242V241H193ZM236 242V241H235ZM240 242V243H241ZM36 243V242H35ZM62 243V242H61ZM73 243V242H72ZM101 243V242H100ZM175 243H176V241H175ZM215 243V244H214ZM2 244V243H1ZM0 244V245H1ZM99 244V245H98ZM102 245H103V243H101ZM133 244V243H132ZM144 244V243H143ZM168 244V245H169ZM188 244V243H187ZM195 245H197L196 243H194ZM226 244V243H225ZM231 244V243H230ZM3 245V244H2ZM1 245V246H2ZM32 245V244H31ZM76 245H77V243H76ZM158 245L159 244H157V246L156 247H158ZM192 245V244H191ZM190 245V246H191ZM223 245V246H222ZM0 246V247H1ZM187 246V245H186ZM232 246V245H231ZM3 247V246H2ZM1 247V248H2ZM168 247V246H167ZM185 246L184 245H176L175 244V246H173L172 245V247H169V248H167L168 250L166 251V254L164 255V260H163V262H159L158 264H181V263H183V261H182V257L185 255V250H186V252H187V247L186 248H184ZM195 247V246H194ZM210 247V246H209ZM6 248V247H5ZM4 248V249H5ZM120 248V249H119ZM159 248V247H158ZM225 248V247H224ZM234 248H235V246H234ZM236 248H238V247H236ZM235 248V249H236ZM8 249V248H7ZM76 249H77V247H76ZM117 249H119V250H117ZM193 249V248H192ZM209 249V248H208ZM97 250V249H96ZM189 250H190V248H189ZM189 250H188V252H189ZM198 249H196V250H193V252L194 253H196V255L199 257L200 256V253L197 251ZM222 250H224L225 252L224 253H227L228 251H230V250H233V252H235L234 251V249L232 248V249H230V247H228L227 248V246H226V248L225 249H222ZM241 250V249H240ZM0 251H1V249H0ZM41 251V252H42ZM95 251V250H94ZM131 251V250H130ZM201 251V250H200ZM237 251H239V248L238 249H236V254L238 253V255L240 254H242L243 255V252L242 251H239V252H237ZM5 252V251H4ZM215 252V251H214ZM223 252V251H222ZM242 252V253H241ZM264 252V251H263ZM262 252V253H263ZM100 253V252H99ZM121 253V255H119V254ZM135 253V252H134ZM157 253V252H156ZM212 253H213V250H212ZM221 253V252H220ZM229 253V252H228ZM231 253L232 252H230L229 254H230V257H232V255H231ZM245 253V252H244ZM246 253H247V251H246ZM40 254V253H39ZM150 254V253H149ZM161 254V253H160ZM202 254V253H201ZM228 254V255H229ZM235 254V255H236ZM69 255V254H68ZM84 255V254H83ZM98 255V256H99ZM154 255H156V254H154ZM208 255V254H207ZM87 256V257H86ZM86 256H82L80 259L78 258L77 260H72V261H69L70 263H68V264H76V263H78V264H82V263H84V264H87L88 262H84V261H87V258H88V255H86ZM162 256V255H161ZM213 256V255H212ZM212 256H211V258H212ZM222 256V255H221ZM221 256H219V255H216V256H214L213 258H215L216 257V259L219 261H221V262H223L224 264H227L228 262H227V260L224 258V257H221ZM120 257V258H119ZM245 257V256H244ZM212 258V259H213ZM238 258L240 259V261L241 260H244V262H251L250 261V259H247V258H249V257H247L246 259L247 260H245V258H240V256H238ZM89 259H90V257H89ZM97 259H98V261H97ZM155 259V258H154ZM197 259V258H196ZM199 259V258H198ZM233 259V258H232ZM253 259V258H252ZM260 259V258H259ZM9 260H10V258H9ZM142 260H144V259H142ZM147 260V259H146ZM194 260V259H193ZM12 261H14V260H12ZM229 261H231L230 259H229ZM82 262V263H81ZM91 262V261H90ZM188 262V261H187ZM232 262V261H231ZM242 262V261H241ZM253 262H257L256 260L255 261H253ZM260 262H261V264H264V260L262 259H260ZM135 263V262H134ZM149 262L147 261V262H145V260L144 261H140L138 264H148ZM190 263V262H189ZM233 263V262H232ZM236 262H234L233 264H235ZM240 263V262H239ZM245 263V264H246ZM257 263H259V262H257ZM0 264H6V261L5 260H3L1 257H0ZM10 264H11V262H10ZM37 264V263H36ZM214 264V263H213ZM237 264V263H236ZM241 264H243V262L241 263ZM250 264V263H249Z\"/></svg>",
	"mask_w": 264,
	"mask_h": 264
}]
</instances>
